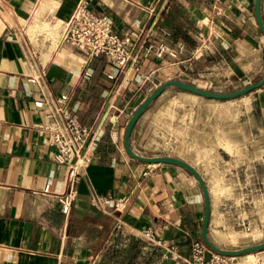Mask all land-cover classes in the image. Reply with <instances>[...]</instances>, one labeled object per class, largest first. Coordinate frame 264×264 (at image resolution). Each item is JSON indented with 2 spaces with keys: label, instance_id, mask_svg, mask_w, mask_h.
Returning <instances> with one entry per match:
<instances>
[{
  "label": "crops",
  "instance_id": "1",
  "mask_svg": "<svg viewBox=\"0 0 264 264\" xmlns=\"http://www.w3.org/2000/svg\"><path fill=\"white\" fill-rule=\"evenodd\" d=\"M79 2L0 0V264H121L117 251L135 239H141L140 253L130 254L129 264H183L193 240H202L200 186L178 164L130 156L126 123L148 87L168 79L197 86L220 79L240 88L264 77V34L255 0H92L138 52V62L123 67L104 55L85 64L82 52L61 39L62 23ZM260 18L264 26V0ZM160 43L176 54L148 52V45ZM249 93L264 122V84ZM62 95L89 131L90 161L77 175L68 213L59 198L69 188V167L54 160L53 148L35 126L47 120L52 101ZM37 100H43L41 106ZM148 107L131 131L132 150L194 166L178 154L146 148L153 114ZM107 193L129 195L127 208L119 213L109 202L99 205ZM144 228L153 229L180 258L165 257L164 247L143 239ZM256 264H264V249L256 253Z\"/></svg>",
  "mask_w": 264,
  "mask_h": 264
},
{
  "label": "rangeland",
  "instance_id": "2",
  "mask_svg": "<svg viewBox=\"0 0 264 264\" xmlns=\"http://www.w3.org/2000/svg\"><path fill=\"white\" fill-rule=\"evenodd\" d=\"M216 82L199 87L237 89L220 79ZM148 108L153 114L147 123L146 148L195 162L206 183L212 242L235 249L264 241V122L254 111L250 93L218 99L168 86ZM201 197L204 211L202 192ZM140 240L120 247L121 264H129L125 260L130 254L140 253ZM258 251L231 257L232 264L240 258L256 264Z\"/></svg>",
  "mask_w": 264,
  "mask_h": 264
},
{
  "label": "built area",
  "instance_id": "3",
  "mask_svg": "<svg viewBox=\"0 0 264 264\" xmlns=\"http://www.w3.org/2000/svg\"><path fill=\"white\" fill-rule=\"evenodd\" d=\"M155 22L152 23V26ZM164 33H167L164 31ZM61 39L78 48L84 57V63L99 55H104L116 66H131L138 62V52L136 48L130 46V36L120 34L114 28L112 18L102 10L93 7L92 0H80L75 7L70 18L62 23ZM162 56L165 52L175 55L176 51L170 49L164 43L157 46L148 45L147 50ZM199 52V47L194 49ZM84 76L91 74L87 69L82 70ZM35 81V78H31ZM154 89V85L148 87V92ZM65 96L55 98L51 103V109L47 114L45 122L35 124L44 134L46 142L53 148V158L57 162L66 164L69 167V188L60 195L62 211L68 213L71 203L75 196L74 184L77 175L82 167L89 161L90 156L85 147L86 138L89 134L88 129L79 121L78 117L71 113L64 105ZM43 100L35 101L41 106ZM109 202L114 211L121 213L127 208L129 195H113L107 193L103 195L98 204L103 206ZM122 225L121 219L117 220V228ZM140 236L151 243L153 246L164 247L169 255L165 257L172 259L180 258L172 248L163 240L159 239L151 228L141 229ZM183 264H232L231 256L223 255L210 249L202 240L195 239L191 245L189 257L182 258Z\"/></svg>",
  "mask_w": 264,
  "mask_h": 264
},
{
  "label": "water",
  "instance_id": "4",
  "mask_svg": "<svg viewBox=\"0 0 264 264\" xmlns=\"http://www.w3.org/2000/svg\"><path fill=\"white\" fill-rule=\"evenodd\" d=\"M255 14L258 25L264 34V26L260 18V0H255ZM263 84H264V77H262L260 80L256 82L246 84L243 87L237 88L232 91H214L199 87L193 83L185 82L179 79H168L160 83L158 86H156L152 90V92L149 93L138 104V106L132 112L129 120L127 121L124 131V146L127 153L133 158L148 163H153V162L175 163L184 167L196 178L200 186L204 201V211H203L201 230H200L201 239L210 249L227 256H238L244 253L262 250L264 249V241L235 249L221 248L216 244H214L208 236V224H209L210 208H211L210 195L206 183L203 177L201 176V174L199 173V171L188 162L175 156H169V155L144 156L134 152L130 146V134L140 115L168 86H176L180 89L187 90L192 93L202 95L205 97L225 99L247 93L255 88L262 86Z\"/></svg>",
  "mask_w": 264,
  "mask_h": 264
},
{
  "label": "bare ground",
  "instance_id": "5",
  "mask_svg": "<svg viewBox=\"0 0 264 264\" xmlns=\"http://www.w3.org/2000/svg\"><path fill=\"white\" fill-rule=\"evenodd\" d=\"M231 257H234V256H231Z\"/></svg>",
  "mask_w": 264,
  "mask_h": 264
}]
</instances>
